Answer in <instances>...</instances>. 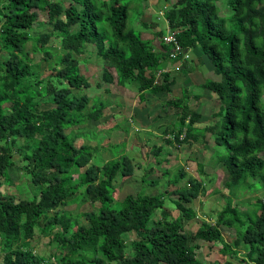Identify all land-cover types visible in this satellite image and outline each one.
<instances>
[{
    "label": "trees",
    "instance_id": "16d2710c",
    "mask_svg": "<svg viewBox=\"0 0 264 264\" xmlns=\"http://www.w3.org/2000/svg\"><path fill=\"white\" fill-rule=\"evenodd\" d=\"M143 1L0 0V52L7 55L0 59V178L10 183L8 170L18 155L28 177L24 188L32 196L0 192V264H223L201 261L196 254L200 241L219 246L225 264L242 247L246 253L240 264H264V195L245 211L227 196L225 206L208 215L210 222L198 219L191 207L207 193L200 179L182 169L150 179V168L140 177L141 189L117 201L118 180L136 176L140 165L122 153L98 166L93 159L99 146L79 141L87 136L79 132L84 123L98 121L111 108L95 100L88 112L89 97L73 94L89 87L77 59L88 53L105 63L104 84L133 85L141 102L147 95L166 97L165 105L177 110L174 124L165 128L166 143L192 145L212 135L215 146L223 148L214 160L228 174L224 185L231 195L240 189L264 190V0H227L222 14L219 0H172L165 11L167 0H160V7L152 2L158 16L163 12L161 29L157 22L140 21ZM38 11L46 12L52 30L31 35ZM134 12L139 33L130 25ZM147 28L155 30L143 38ZM166 34L180 48L174 57L175 46L163 42ZM52 38L60 40L58 52L49 46ZM31 53L49 63L48 75L41 74ZM167 65L172 73L184 70L185 80L202 74L199 67L217 78L208 76L198 85L220 104L213 114L217 125L195 127L202 113L191 107L188 88L193 84L181 85V96L172 98L176 82ZM163 177V192L149 194L148 188L158 187ZM73 203H89L93 209L74 215L62 210ZM81 218L86 224L79 223ZM221 227L234 231L230 243ZM36 230L55 244L49 258L35 254L30 245ZM124 235L131 236L129 243Z\"/></svg>",
    "mask_w": 264,
    "mask_h": 264
},
{
    "label": "rangeland",
    "instance_id": "374dc122",
    "mask_svg": "<svg viewBox=\"0 0 264 264\" xmlns=\"http://www.w3.org/2000/svg\"><path fill=\"white\" fill-rule=\"evenodd\" d=\"M226 1L227 0H219L218 2L220 14H222L221 11L227 12ZM152 2L153 4L157 2V5L160 7V0L143 1L141 7L144 14L141 16L140 21L148 24L157 22V28L161 29L162 25L165 27V23L162 21L163 12L158 16ZM171 3L172 0H167L163 11L168 9ZM64 6L66 7L67 3H65ZM135 6L137 7L138 5ZM136 16L137 12H134L130 25L132 29L139 33L142 26L137 19L135 20ZM47 20L48 17L46 12L38 11L37 24L33 25L34 27L32 28L33 30L30 31V34L37 35L51 32L52 26L47 23ZM75 30H77V28L73 27L71 31L75 32ZM154 30V28L148 30L142 29V37L150 38L151 32ZM49 46L53 52H58L60 49V40L52 38L49 42ZM93 48L94 47L91 46L92 51ZM27 49H31V44L27 45ZM194 53L202 54L199 50H196ZM30 56L33 61L39 65L42 75H48L50 73L47 70L50 65L48 62L41 61V55L38 53H31ZM188 56L190 58V54H188ZM6 58L7 55L0 52V59L3 61L6 60ZM85 58L87 61H82V59ZM77 59L81 60L79 64L80 73L87 79L89 87L74 90L73 94L87 95L89 97L90 102L86 108L88 112H90L89 108L95 100L107 102L111 106L105 116L98 121H86L84 123L83 129L79 130V132H83L87 136L82 135V139L79 141L81 143L86 142L92 146H99L98 152L93 159V163L98 166L105 161L121 156L122 153L128 155L136 164L140 165L135 171L136 176L125 182L118 180L117 188L119 192L117 201H120L126 194H135L140 190V177L144 174L145 169L148 170L150 168L154 171V175H152L150 179L158 177L161 175V172L165 170L170 174H174L177 173L179 169H182L187 174V177L190 175L194 178H198L205 184L207 190L206 195L200 196L191 204L198 219L214 222L213 217H209L208 215L220 211L221 208L225 206V197L227 196H232V203L244 211L252 210L251 205L254 204L256 198L262 199L264 190L250 191L248 189H240L236 192V195H231L225 188L224 183L228 180V174L225 168L221 164L215 163L214 160L215 153L223 152V148L215 146L212 135L205 134L206 142L200 141L192 145H177L170 139L172 143L168 144L165 142L164 137L168 134L166 133L165 135V128L168 125L174 124L177 112L176 109L165 105L166 97L147 95L146 101L141 102L133 85H127L125 88L118 86L110 87L102 82L101 75L103 65L105 64L102 60L88 53L77 56ZM205 62L207 65L210 64L206 56ZM189 63L190 65H194V62ZM199 70L202 72L203 77H205V67H199ZM211 71L212 70H210V72ZM177 74H179V76H185V71L183 70ZM207 74H209L207 76L211 79L217 80L213 74L208 72ZM201 77H198L196 80L194 79L193 83L199 82ZM188 91L190 92L189 100L191 102V107H197V110L202 113L198 121L199 124H196L195 127L202 129L205 125H217L216 122L219 118H215L213 114L219 112L220 104L214 99V94H210L208 90L199 89L198 84L190 86ZM171 94L170 96L172 98L180 97L181 85L173 87ZM193 95H199L203 98L197 101L193 99ZM16 145H18V142ZM13 159L15 165L8 170L10 183L4 178H0V192L3 194H12L20 199H31V190L26 191L24 188L26 183H28V177L20 169L23 163L20 161L18 155H14ZM187 177L182 179L178 186H183ZM209 178H212V183H210ZM166 180L167 178L163 177V181L161 180V184L158 187H153L152 189L148 188L149 194L154 195L163 192L165 186L164 182ZM258 188L259 184L255 189ZM170 198L174 199L177 197L171 196ZM91 209H93V207L89 203H73L62 207V210L69 215L86 212ZM171 209L173 211L175 210L173 206ZM157 218H159L158 212L155 214L154 219ZM79 223L86 224V221L81 218ZM188 226L186 227V231L190 233L192 232V227L188 228ZM220 230L224 240L230 243L233 240L234 231L224 227H221ZM123 238L126 243L131 241L130 235H124ZM197 243L199 248L196 250V254L201 261L211 263L220 260L225 264L224 261L226 259L218 254L219 246L210 248L209 243L201 241ZM30 245L35 254L44 258H49L55 251V244L51 242V237L40 235L38 230L35 231L33 239L30 240ZM245 253L246 249L242 247L240 254L229 259V264H240V259L243 258Z\"/></svg>",
    "mask_w": 264,
    "mask_h": 264
},
{
    "label": "crops",
    "instance_id": "0c3cea01",
    "mask_svg": "<svg viewBox=\"0 0 264 264\" xmlns=\"http://www.w3.org/2000/svg\"><path fill=\"white\" fill-rule=\"evenodd\" d=\"M171 69L173 70V66H170V65H167V67L165 68L166 71H170V72H171ZM172 74H174V75L173 76L171 75V77H174L175 82L176 83H180V84H175V85H179V86L180 85L183 86L185 84L186 85H188V84H198V85H200V84L204 83V81L208 77L207 75H209V74H207V70H206V73H205V77H203V74H200V72L198 71V72H194V73L190 74L189 78L185 80L184 76H179V74H177V73H172ZM201 75H202V77H201ZM198 77H201L200 81L197 82V83H193V80L194 79L196 80ZM208 78H210V77H208Z\"/></svg>",
    "mask_w": 264,
    "mask_h": 264
},
{
    "label": "built area",
    "instance_id": "2783aa9c",
    "mask_svg": "<svg viewBox=\"0 0 264 264\" xmlns=\"http://www.w3.org/2000/svg\"><path fill=\"white\" fill-rule=\"evenodd\" d=\"M163 42L164 44L166 45H170V44H173L175 46L172 54L170 55V57H174L176 56L177 53L180 52V48H178L177 44H176V41H175V38L172 36V35H169V34H166L164 37H163ZM181 52H182V49H181ZM187 54V53H186ZM184 59H188L189 56L188 55H184L183 56ZM185 135V133L183 132V134L181 135V138H183Z\"/></svg>",
    "mask_w": 264,
    "mask_h": 264
},
{
    "label": "clouds",
    "instance_id": "9594fccd",
    "mask_svg": "<svg viewBox=\"0 0 264 264\" xmlns=\"http://www.w3.org/2000/svg\"><path fill=\"white\" fill-rule=\"evenodd\" d=\"M189 59V58H188ZM187 60V59H186ZM166 71V70H165Z\"/></svg>",
    "mask_w": 264,
    "mask_h": 264
}]
</instances>
